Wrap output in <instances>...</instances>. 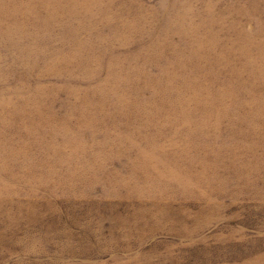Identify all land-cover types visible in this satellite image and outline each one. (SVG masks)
<instances>
[{"label": "rangeland", "instance_id": "374dc122", "mask_svg": "<svg viewBox=\"0 0 264 264\" xmlns=\"http://www.w3.org/2000/svg\"><path fill=\"white\" fill-rule=\"evenodd\" d=\"M0 264H264V0H0Z\"/></svg>", "mask_w": 264, "mask_h": 264}]
</instances>
